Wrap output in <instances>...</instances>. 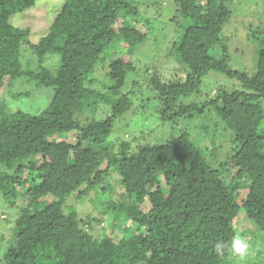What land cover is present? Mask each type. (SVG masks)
Segmentation results:
<instances>
[{
	"label": "trees",
	"instance_id": "16d2710c",
	"mask_svg": "<svg viewBox=\"0 0 264 264\" xmlns=\"http://www.w3.org/2000/svg\"><path fill=\"white\" fill-rule=\"evenodd\" d=\"M160 1L175 10L170 32L179 36L162 54L177 64L156 60L142 89L156 100L161 123L221 124L229 138L220 158L200 149L190 123L162 142L132 135L116 143L114 122L132 107L122 89L135 68L125 54L113 56V47L122 43L132 54L150 30L146 17L125 24L131 14L140 17L136 0H64L36 42L29 28L10 22L35 0H0V89L19 77L53 88L38 114L0 100V197L18 212L9 237L2 235L0 264H233L230 247L217 255L215 246L236 235L247 240L234 225L240 213L256 230L244 262L264 264V26L249 21L241 32L252 45L243 64L235 56L247 49L224 30L235 0ZM22 46L33 59L25 67ZM47 55L58 57L54 71L43 63ZM218 76L232 88L212 93L206 80ZM99 106L109 110L105 118L85 115ZM69 198L89 200L98 233L86 229L91 224Z\"/></svg>",
	"mask_w": 264,
	"mask_h": 264
},
{
	"label": "rangeland",
	"instance_id": "374dc122",
	"mask_svg": "<svg viewBox=\"0 0 264 264\" xmlns=\"http://www.w3.org/2000/svg\"><path fill=\"white\" fill-rule=\"evenodd\" d=\"M63 1L64 0H35L33 7L20 13H16L10 18V22L17 27L29 28V38L31 41L36 42L40 36L47 32L56 11ZM136 2L137 8L140 11V17L137 18L135 15L131 14L127 17L125 24L128 27H133L136 23L142 22L146 17L149 20L150 30L147 33L145 41L137 46L132 54L124 52V45L122 43L113 47V56H118L120 53L125 54V57L130 59L135 68L134 72L128 74L125 86L122 89L123 92L131 95L132 107L114 122V129L116 132L113 133L114 136L118 138L116 143L118 144L122 139L131 140L133 136H135L136 141L138 142H162L171 133L178 134L177 127L180 128L181 126V129H183L186 127L185 124L190 123V137L199 145L204 153H209L210 151L213 152L210 154L209 158H220L221 156H224L228 150L227 139L229 136H226L227 133L221 124L218 126L212 125V122H210L212 119L203 120L196 118L192 120V122L180 120L176 123H161L160 120L157 119V114L153 112V109L156 106V100L150 98V94H147L145 88L142 89L141 84L143 85L142 80L145 73L148 71V68H150L156 60H159V63L167 68L174 67L177 64L176 62L174 63L171 61L170 57L166 58L165 56L164 59V53L162 54L166 43L168 42L169 45L172 44L170 42L176 40L179 36V34H175L174 36V34L170 32L171 19L174 17L175 10L173 8V3H170L169 1H164L162 3L160 0H136ZM233 4L234 5L231 7L232 19L224 26V30L229 35L236 32L237 39L234 40L233 44H238L243 47L242 50H247L243 54L240 52V54L236 53L235 59L238 62L241 61L243 64H248L249 59L251 60L252 58L249 52L252 49V45L241 35V32L246 33V26L249 25V21H251L250 24L253 25L258 21L264 26L262 0H235ZM261 37H264V29L261 32ZM21 57L24 67L28 62H33L29 51L24 46H22L21 49ZM43 63L48 69L54 71L58 66V57L55 55H47V57L44 58ZM34 67L35 63H32V68ZM183 68L185 69V67ZM103 74L102 71L96 72V75L101 81L106 77H103ZM129 78L132 81H136L134 86H132V81H128ZM206 81L211 85L212 93L217 86H220L222 90H230L232 88V82L223 77H209ZM7 83L8 81H6L5 85L0 89V100H2L10 110L19 108L31 114H38L48 105L53 96L52 87H35L34 83L27 81L25 77L15 79L10 85H7ZM10 91H20L23 92V95L18 98L12 97ZM108 112L109 110L106 107L99 106V108L95 109L93 112L91 108L86 109L85 115L100 120L105 118L108 115ZM153 114H156V116ZM195 123L196 125H193ZM201 125H206L208 131L212 132L214 137L209 138L210 136L208 137L201 129ZM46 198L47 200L43 197L42 202L46 203L48 200L50 201V199H48L49 197ZM67 204L75 207L79 218L88 220L91 225H88L86 229L89 230L90 233H98L100 228L98 225L101 224L100 222L90 220L89 216L96 215V213L88 199L77 200L75 198H69ZM17 215V210L9 207L8 204L6 205L0 197V249L6 244L2 235H4L5 238L9 237L8 234L13 228ZM234 225L238 231L246 232L247 240L252 238L254 232H256L253 224L246 220L243 213H240L236 217ZM111 226L113 228L112 235L117 236L119 227L117 225ZM244 259L245 256L236 254L233 264H245Z\"/></svg>",
	"mask_w": 264,
	"mask_h": 264
},
{
	"label": "clouds",
	"instance_id": "9594fccd",
	"mask_svg": "<svg viewBox=\"0 0 264 264\" xmlns=\"http://www.w3.org/2000/svg\"><path fill=\"white\" fill-rule=\"evenodd\" d=\"M226 247H230L233 253L240 256H244L248 252L249 245L244 238L240 237L239 235H236L232 238L230 242H228V244L217 243L215 246L216 254L223 255Z\"/></svg>",
	"mask_w": 264,
	"mask_h": 264
}]
</instances>
